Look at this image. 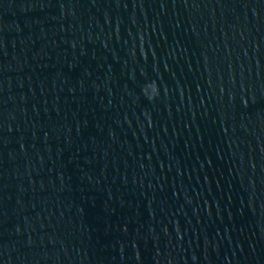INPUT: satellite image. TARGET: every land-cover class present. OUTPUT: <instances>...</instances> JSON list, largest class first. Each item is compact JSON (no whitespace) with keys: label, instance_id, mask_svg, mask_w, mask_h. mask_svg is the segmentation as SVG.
I'll return each mask as SVG.
<instances>
[{"label":"water","instance_id":"1","mask_svg":"<svg viewBox=\"0 0 264 264\" xmlns=\"http://www.w3.org/2000/svg\"><path fill=\"white\" fill-rule=\"evenodd\" d=\"M0 264H264V0H0Z\"/></svg>","mask_w":264,"mask_h":264}]
</instances>
